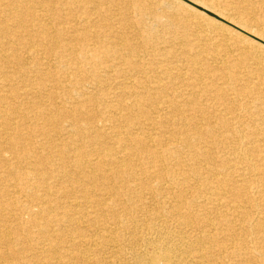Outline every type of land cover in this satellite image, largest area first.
<instances>
[{
	"label": "bare ground",
	"instance_id": "bare-ground-1",
	"mask_svg": "<svg viewBox=\"0 0 264 264\" xmlns=\"http://www.w3.org/2000/svg\"><path fill=\"white\" fill-rule=\"evenodd\" d=\"M0 264H264V0H0Z\"/></svg>",
	"mask_w": 264,
	"mask_h": 264
}]
</instances>
